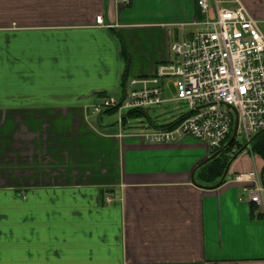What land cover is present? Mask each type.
Returning <instances> with one entry per match:
<instances>
[{"label": "crops", "instance_id": "obj_1", "mask_svg": "<svg viewBox=\"0 0 264 264\" xmlns=\"http://www.w3.org/2000/svg\"><path fill=\"white\" fill-rule=\"evenodd\" d=\"M196 1L0 0V264H264V203L231 181L251 149L203 189L206 143L92 113L173 59ZM227 1L264 33V0Z\"/></svg>", "mask_w": 264, "mask_h": 264}, {"label": "built area", "instance_id": "obj_2", "mask_svg": "<svg viewBox=\"0 0 264 264\" xmlns=\"http://www.w3.org/2000/svg\"><path fill=\"white\" fill-rule=\"evenodd\" d=\"M196 3L200 16L180 25L179 39L169 46L173 59L152 76L129 80L118 98L104 97L93 106L94 115L115 111L122 126L128 113L168 103L165 94L171 82L173 100L186 103L188 113L143 132L139 136L144 142L167 144L190 137L206 143L213 153L232 134L235 117L237 145L264 131V33L258 21L243 6H228L227 0ZM231 181L241 183L249 201L262 207V173H237Z\"/></svg>", "mask_w": 264, "mask_h": 264}, {"label": "rangeland", "instance_id": "obj_3", "mask_svg": "<svg viewBox=\"0 0 264 264\" xmlns=\"http://www.w3.org/2000/svg\"><path fill=\"white\" fill-rule=\"evenodd\" d=\"M187 31H188V29H187ZM47 65L48 66L50 65L48 60H47ZM54 80H56V79H54ZM118 93H120V92H118ZM111 96H114L116 98L119 97V95L117 93L111 94ZM166 96L170 100L168 103H165L162 106L150 108L146 111V113L150 117H152V120H154V122L158 125H163V124L167 125V124H169V122L171 123V121L175 120V118L180 117V116L188 113V106L186 105V103L173 100L175 97V91L172 88L171 82L167 83ZM127 112L128 111L125 110V111H123V114H127ZM115 117H116V115H112V119ZM124 125L127 127V129L134 131L136 133H139V132L141 133V132L151 130L150 124L144 116H135V117H129L128 116L126 118ZM238 142H240V141L238 140ZM233 151H235V150H232V152ZM228 156L230 157L231 154H229ZM261 161H263V160L261 159Z\"/></svg>", "mask_w": 264, "mask_h": 264}, {"label": "trees", "instance_id": "obj_4", "mask_svg": "<svg viewBox=\"0 0 264 264\" xmlns=\"http://www.w3.org/2000/svg\"><path fill=\"white\" fill-rule=\"evenodd\" d=\"M145 112H130L127 115L129 117H135V116H145ZM231 136V133L229 134L226 142L229 140ZM225 142V143H226ZM236 146V147H235ZM242 145H237L235 141L232 142L230 147L221 154L218 158L214 159L213 161L209 162L205 166H203V171L201 173V177L204 180H211L213 178L220 179L222 172L225 168V165L227 164L229 160V154H233L235 151H237ZM235 150L232 152V150ZM250 149L253 154L258 156L260 159L264 161V131L257 133L250 143ZM262 179L264 184V169L262 171Z\"/></svg>", "mask_w": 264, "mask_h": 264}, {"label": "water", "instance_id": "obj_5", "mask_svg": "<svg viewBox=\"0 0 264 264\" xmlns=\"http://www.w3.org/2000/svg\"><path fill=\"white\" fill-rule=\"evenodd\" d=\"M237 126H238V122H237V118L235 117V122H234V126H233V129H232V134H231L229 140L223 145V147L221 149L217 150L216 152L211 153L202 163H200L196 167L195 171L198 170V169H200L201 167L205 166L209 162L213 161L214 159L218 158L221 154H223L230 147V145L232 144V142L235 140V136H236V132H237ZM251 141L248 142V143L243 144L237 151H235L230 156L227 164L225 165V168H224V170L222 172V175H221L220 179L218 180V182L215 185H213V186H200V185H197L195 183V181H194L193 178H192V182L194 184H196L197 186H200L201 188L208 189V190H210V189H216V188L220 187L224 183V181L226 180V178L228 176V173H229V170H230L231 165L233 164V162L242 153H244L247 149H249V145H250Z\"/></svg>", "mask_w": 264, "mask_h": 264}]
</instances>
